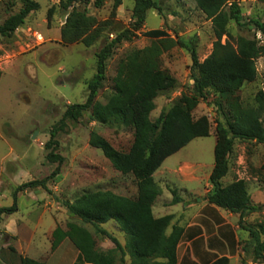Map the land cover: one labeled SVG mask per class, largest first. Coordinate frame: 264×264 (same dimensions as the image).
Wrapping results in <instances>:
<instances>
[{"label":"trees","instance_id":"trees-1","mask_svg":"<svg viewBox=\"0 0 264 264\" xmlns=\"http://www.w3.org/2000/svg\"><path fill=\"white\" fill-rule=\"evenodd\" d=\"M58 8L67 13L60 30V42L64 46L82 44L86 48L96 45L103 39L108 27L116 18L117 9L122 0H57ZM111 2L109 18L98 21L89 16L86 7L92 4L94 9H101L106 2ZM196 9L211 22L215 42L211 54L199 62L194 49H190L193 89L190 95L183 94L152 122L151 113L155 110V100L160 93L172 89L176 80L162 68L161 57L175 47L186 48L180 41H175L163 30L143 32L151 40V45L144 49H134L122 57L116 66L112 79V96L105 104L96 101L98 92L106 79V63L113 50L123 41H129L141 31L147 13L159 11L154 0H133L130 16V29L116 35L113 40H105L96 54V73L86 83L87 100L84 104L69 106L60 124L65 121L76 123L89 114V120L98 125L121 124L129 120L132 126V143L127 151L116 150L104 139L91 133L89 145L101 150L111 168L121 176H131L136 183V196L128 198L112 192L97 191L82 194L72 202L64 203L69 217H75L83 225H90L93 233L83 226L68 223L66 229L57 227L51 236V251L69 240L79 252L85 264H115L117 256L120 264H176V247L181 230L173 227L170 234L171 217L155 218L152 207L160 196L159 186L153 180V174L162 163L173 156L190 142L207 138L211 134V125L206 117L195 120L193 111L199 100L209 96L215 99V105L224 119V124L217 121L215 127L214 164L209 176L212 191L204 200L222 210L239 216V227L248 232L249 241L242 244L244 255H251V260L264 263V219L255 226L244 224L245 217L256 213L260 207L253 204L243 180L222 186L220 181L228 174L229 155L234 140L251 141L264 144V98L262 93L256 96V107L245 108L238 95L246 83L256 79L255 59L264 55V44L258 46L254 41L238 38L235 46L226 41L231 38L227 31L230 22L244 26L237 0H193ZM264 4V0H258ZM20 10L8 16L0 25V39L11 38L17 29L24 25L31 13L39 10L34 0H19ZM55 7L46 14L49 26ZM264 37V23L251 21ZM57 131L51 132V139L45 145L48 152L46 160L58 166L50 177L41 181H30L18 186L12 196L14 203L10 208H0V221L3 216L16 211V194L31 189H47L48 181L59 174V167L64 159L55 153L57 142L53 141ZM264 177V162L260 167ZM173 194L171 205L180 202ZM114 223L124 236V245L113 237L103 226ZM107 238L114 245V250L103 253L97 249V238ZM14 252L13 249H10ZM128 257V263L125 261ZM19 264H44L28 258H20ZM212 264H229L226 258H220ZM241 264H247L245 259Z\"/></svg>","mask_w":264,"mask_h":264},{"label":"rangeland","instance_id":"rangeland-1","mask_svg":"<svg viewBox=\"0 0 264 264\" xmlns=\"http://www.w3.org/2000/svg\"><path fill=\"white\" fill-rule=\"evenodd\" d=\"M34 1L39 4V10L31 13L24 25L17 29L10 39H0V207L10 208L13 205L12 194L7 198L4 196L9 192L13 193L21 184L44 180L55 171L58 164L46 160L49 151L45 149L52 131H57L53 138V141L57 142L55 153L64 159L59 167L58 176L47 183L51 199L58 201L59 204V210L56 212L61 211L60 209L67 211L64 203L73 201L85 193L109 191L134 198L136 196L134 179L115 172L103 152L89 145L90 135L95 133L114 149L127 151L132 143L133 131L130 121L101 126L91 122L89 114L85 113L76 123L65 121L64 124H60L69 106L86 102L88 96L86 83L96 73V54L105 40H113L119 33L130 29V16L124 19L115 18L114 24L108 27L103 39L90 48L82 44L64 46L60 42L59 29L61 30L60 24L65 21L67 13L58 8L57 0ZM154 1L160 10L149 11L142 30L113 50L111 58L106 63L105 82L96 99L97 102L105 104L112 96V79L116 66L126 53L151 45V40L145 38L143 32L163 30L173 40L182 42L186 48L175 47L161 57L162 68L170 72L176 84L172 89L160 93L155 100L156 108L150 116L152 122H155L181 95L192 93L194 81L190 49H194L199 62H202L211 54L215 42L211 22L196 9L193 0ZM122 4L128 9L134 2L122 0ZM237 4L244 26L240 27L235 22H230L227 31L231 38L224 36L222 44L230 41L234 45L238 38H244L262 46L264 37L251 21L258 20L264 23V4L258 0H237ZM111 5L108 1L101 9H94L91 4L86 7V11L98 21H104L109 18ZM51 7H55V10L48 26L46 14ZM19 10V0H0V25L8 16ZM38 36L41 40L37 39ZM255 69V81L244 84L238 92L245 108L257 106L255 100L258 93H262L264 98V55L255 59ZM215 99L209 96L206 100H199L192 113L195 120L203 116L208 119L211 125L210 136L190 142L176 154L177 158L172 157V162L182 159L201 163L206 167V172L210 165L214 164L216 122L224 124V119L215 105ZM262 121L264 123V112ZM228 162V174L220 183L226 186L229 182L240 179L246 183L252 203L260 209L246 216L244 224L255 226L264 219V177L260 171L264 162V144L234 140ZM173 185L178 190L177 194H180L178 188L180 184L174 180ZM186 186L184 185V188ZM188 186L195 188L191 184ZM27 191L46 192L40 187ZM20 193H17L18 201L20 207L24 209L28 199L23 198ZM18 201L16 200L15 204ZM15 213L16 211L3 216L1 220ZM47 214L49 216H46L45 227L50 226L56 217L57 227L66 229L68 223H75L93 233L90 225H83L75 217L65 218L62 215L64 217L62 218L60 214H54L55 217L51 218V213L47 211ZM18 220L23 222L21 217H18ZM103 228L124 244V237H121L122 233L116 231L118 230L116 226L108 223ZM242 234L249 239L248 232ZM248 239L244 242L249 241ZM96 241L97 249L103 253L113 251L115 248L105 237L97 238ZM243 259L247 264H264L251 260V255L243 254ZM125 261L128 263V257ZM115 264H120L118 256Z\"/></svg>","mask_w":264,"mask_h":264},{"label":"crops","instance_id":"crops-1","mask_svg":"<svg viewBox=\"0 0 264 264\" xmlns=\"http://www.w3.org/2000/svg\"><path fill=\"white\" fill-rule=\"evenodd\" d=\"M132 8L133 5L125 9L122 4L117 9L116 18L131 16ZM63 24L64 22L60 26ZM176 154L167 158L153 174V180L159 186L161 194L152 207L155 218L171 217L167 234H170L173 227L181 230L176 247V264H212L220 258L228 259L229 264H241L242 243L248 236L242 234L245 231L239 227V216L204 200L211 189L209 176L213 165H210L206 172V167L201 163L182 159L172 162V157L177 158ZM174 180L181 185L178 186L180 194H177L178 190L174 188ZM188 184L194 185L195 188H190ZM184 185L188 188H184ZM172 192H175L176 198L180 200L176 205H171ZM11 194L13 193L9 192L4 197H10ZM20 194L28 199L24 209L20 207L16 194V213L0 221V264H19L20 258L44 264H85L69 240H63L56 250L51 251V236L58 222L54 214H60L62 218L69 217L65 210L56 212L59 210L58 201L52 200L44 191H24ZM35 208L37 209L34 210ZM47 211L56 221L53 219L52 224L45 227L46 216H49ZM18 217H21L23 222H20ZM116 231L120 232V229ZM121 237L124 236L121 234Z\"/></svg>","mask_w":264,"mask_h":264},{"label":"built area","instance_id":"built-area-1","mask_svg":"<svg viewBox=\"0 0 264 264\" xmlns=\"http://www.w3.org/2000/svg\"><path fill=\"white\" fill-rule=\"evenodd\" d=\"M112 38V36H110ZM38 40H41L40 36L37 37Z\"/></svg>","mask_w":264,"mask_h":264}]
</instances>
